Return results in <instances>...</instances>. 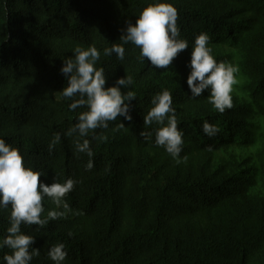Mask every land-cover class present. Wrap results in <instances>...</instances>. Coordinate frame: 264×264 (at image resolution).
<instances>
[{
	"label": "trees",
	"instance_id": "obj_1",
	"mask_svg": "<svg viewBox=\"0 0 264 264\" xmlns=\"http://www.w3.org/2000/svg\"><path fill=\"white\" fill-rule=\"evenodd\" d=\"M151 2L0 0V137L47 173L42 181H77L65 197L73 210L67 218L43 228L22 225L40 250L31 264H53L47 252L57 242L66 244L64 264H264V147L255 122L264 118V0H172L189 46L167 69L153 68L131 43L124 61L115 53L104 56ZM201 32L210 36L218 62L239 67V88L249 101L232 94L233 107L220 113L208 102V90L191 97V52ZM93 44L101 52L97 67L106 72L105 87L132 77L130 89L121 88L136 94L132 120L118 117L107 129L69 137L64 134L87 109H69L61 68L76 46ZM163 88L172 91L184 131L179 162L155 145L159 126L144 124ZM205 121L220 131L207 136ZM142 131L153 133L152 142ZM56 133L61 141L49 152ZM85 138L94 152L90 171L87 154L75 151V141ZM233 148H255V156L242 160ZM54 207L46 203L43 215ZM10 213V206L0 210V238ZM10 252L5 247L0 258Z\"/></svg>",
	"mask_w": 264,
	"mask_h": 264
},
{
	"label": "clouds",
	"instance_id": "obj_2",
	"mask_svg": "<svg viewBox=\"0 0 264 264\" xmlns=\"http://www.w3.org/2000/svg\"><path fill=\"white\" fill-rule=\"evenodd\" d=\"M178 9L172 0H152L138 15L135 23H129L120 37V43H112L110 48L103 49L104 56L113 53L120 61L125 59V45L129 43L140 49V57L147 59L155 69H167L177 55L188 48V41L181 38L178 27ZM210 36L201 32L196 36L192 46L188 86L191 97L196 98L210 92L208 102L220 113L233 107L232 92L236 84L239 67L230 62L217 61L209 46ZM73 57L65 60L61 72L68 78V84L61 91L62 96L71 100L69 109L86 108L79 113L77 122L64 134L79 138L89 135L97 128L107 129L109 122L118 117L131 121V101L136 98L132 90L122 92L121 88L133 85L131 76L126 75L116 80L115 84L105 87L106 72L97 67L101 52L93 44L87 48L76 46ZM152 107L144 116L146 127L158 125L155 129L154 143L177 162L184 146V131L179 127L177 110L173 106V94L163 88L152 97ZM118 127H124L119 123ZM203 132L215 136L219 127L205 121ZM146 141L152 142V132L142 131ZM106 139V137H105ZM61 141L56 133L48 145L49 152ZM75 151L86 153L89 157L85 170L94 168V152L91 141L87 138L75 141ZM47 173L25 162V156L18 145L8 143L0 137V210L11 207L9 227L6 235L0 238V250L7 247L10 254L0 258V264H31L34 257L40 256V250L33 247L35 236L22 231V225H38L43 228L50 221L67 218L73 210L65 200L68 193L74 190L77 181L67 178L60 182L55 177L51 184L41 180ZM55 207L45 213V204ZM79 214V213H76ZM53 264H64L68 256L66 244L57 242L47 252Z\"/></svg>",
	"mask_w": 264,
	"mask_h": 264
},
{
	"label": "rangeland",
	"instance_id": "obj_3",
	"mask_svg": "<svg viewBox=\"0 0 264 264\" xmlns=\"http://www.w3.org/2000/svg\"><path fill=\"white\" fill-rule=\"evenodd\" d=\"M223 48H224L225 54L230 53L229 51L230 49L227 46H224ZM236 81H237L236 84L233 86L232 94L239 96L243 100L249 101L248 97L244 95L239 88V86L243 82V78L239 74V72L236 74ZM255 122H257L258 126L260 127L259 131L261 132V134H263V136L261 137V142L259 144V147L263 148L264 147V118H261L260 116H255ZM232 151L236 152L240 156V158L243 160L246 158L254 157L256 149L255 148H233ZM225 155L226 153L224 152L220 153L218 155V159L223 160L225 158ZM260 188L262 191H264V188L262 186Z\"/></svg>",
	"mask_w": 264,
	"mask_h": 264
}]
</instances>
